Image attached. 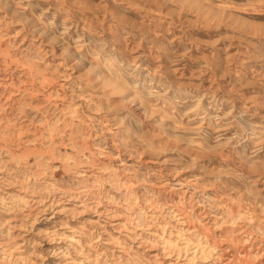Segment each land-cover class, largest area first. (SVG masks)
Instances as JSON below:
<instances>
[{
	"label": "rangeland",
	"instance_id": "obj_1",
	"mask_svg": "<svg viewBox=\"0 0 264 264\" xmlns=\"http://www.w3.org/2000/svg\"><path fill=\"white\" fill-rule=\"evenodd\" d=\"M0 264H264V0H0Z\"/></svg>",
	"mask_w": 264,
	"mask_h": 264
},
{
	"label": "bare ground",
	"instance_id": "obj_2",
	"mask_svg": "<svg viewBox=\"0 0 264 264\" xmlns=\"http://www.w3.org/2000/svg\"><path fill=\"white\" fill-rule=\"evenodd\" d=\"M36 30H40L41 32H45V29L42 30L41 28L40 29L36 28ZM56 39L57 38H54L53 40L56 41ZM67 47L64 48V49L67 51V53H69L71 55V57H73L76 54L75 50H73L74 48L70 49V48H67ZM75 57H77V55H75L74 58ZM107 58H108V56H107ZM77 59H78V61H76V62L79 65L85 66L84 68H86V70H84V71H87L88 73H90L95 78L101 79V83L106 84V85H110L111 89H113V90L116 89V90H119V91H123V92L126 93L127 96H132V100L129 101L127 104H125V106L129 108V110L131 109L133 111V113L135 112L137 114L141 113L140 111H142V113L143 112H145V113L147 112L146 109L141 107V103H140V100H139L138 96L137 95H133V93L129 90V87L124 82H122L121 80H118L113 75H110L109 73L105 72L102 69L101 66L92 65V64L88 63L87 61L84 62L79 57ZM90 81H92V80L90 79ZM205 116H208L207 112H206V114L204 113L203 117H205ZM249 129H250V127H249Z\"/></svg>",
	"mask_w": 264,
	"mask_h": 264
}]
</instances>
